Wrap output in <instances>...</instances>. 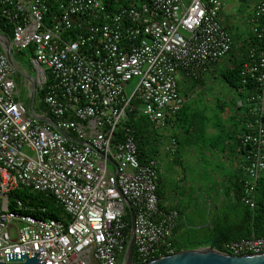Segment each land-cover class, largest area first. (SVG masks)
Instances as JSON below:
<instances>
[{"label": "built area", "instance_id": "obj_1", "mask_svg": "<svg viewBox=\"0 0 264 264\" xmlns=\"http://www.w3.org/2000/svg\"><path fill=\"white\" fill-rule=\"evenodd\" d=\"M226 1L0 0V19L12 26L11 53L31 54L34 111L55 124L32 117L18 98L0 42V262H16L5 253L22 252L44 264H120L128 203L134 264L177 252L179 212L160 205L158 160L140 158L130 114L164 127L183 107L181 83L229 64L235 37L221 20ZM246 21L257 43L240 72L255 89L239 135L241 202L254 208L264 178V0ZM26 87L29 98V81ZM18 189L51 194L66 219L34 214L39 209L11 198ZM215 249L259 254L264 237Z\"/></svg>", "mask_w": 264, "mask_h": 264}, {"label": "rangeland", "instance_id": "obj_2", "mask_svg": "<svg viewBox=\"0 0 264 264\" xmlns=\"http://www.w3.org/2000/svg\"><path fill=\"white\" fill-rule=\"evenodd\" d=\"M257 1L227 0L223 5L222 23L226 24L234 37H237L239 41L237 46L246 37L241 38L242 34L251 35L246 18ZM30 55L26 49H22L21 53L12 52L13 60L20 69L34 77L36 71L30 62ZM218 67H224V60ZM218 70L216 69L214 74L205 73L199 83L192 84L191 81L181 83L184 104L179 117H174L172 126L168 125L164 129L151 124L154 129L150 136V148L157 151L154 156L158 160L162 185L167 192L170 190L173 195L178 194L180 178H184L191 194L189 201L197 198L193 194L197 193L198 184L211 187L207 192H216L224 196L226 182L224 176L229 167L227 158L222 157L224 155L222 151L226 153L229 135L241 126L237 121L239 110L235 106V102H239L240 97L234 89L224 83ZM12 77L17 85L18 98L28 101L26 79L16 72ZM137 80L138 78L131 80V85L126 89L125 94L131 92ZM162 129L175 134L177 141L174 144L168 138V144L175 151L165 149L166 139L162 143L156 140L160 137L157 134L159 131L161 133ZM199 196L201 197L202 194Z\"/></svg>", "mask_w": 264, "mask_h": 264}, {"label": "trees", "instance_id": "obj_3", "mask_svg": "<svg viewBox=\"0 0 264 264\" xmlns=\"http://www.w3.org/2000/svg\"><path fill=\"white\" fill-rule=\"evenodd\" d=\"M0 31H3L11 39L12 26L4 19H0ZM234 39L235 43L228 56L230 60L229 64L220 68L214 66L209 72L214 74L216 69H219L218 74L224 83L238 93L241 104L239 105L237 101L235 102V106L239 110L237 121L241 123L249 113L248 110L253 106L254 102L250 100V97L254 94L255 89L251 83L244 84L242 82L240 72L243 63L247 60L248 48L252 45H256L257 42L255 38L250 35L247 40L244 39L243 42L237 46L239 41H237V37ZM201 80L203 79H193L191 83H199ZM42 95L43 94L40 93L38 97ZM135 104H137V102H135ZM39 106L43 107L41 104ZM180 112L181 110L175 115V118L179 117ZM135 115V111L130 114V122L135 128L138 154L142 160H146L157 153L156 150L150 148V136L153 134L152 129H154V127L144 116L138 115V117L136 116L135 118ZM169 120H171V118ZM232 134H234V132H232ZM228 190L232 192V195L224 193L223 198L220 199L218 203V209L214 213L219 220L217 230L212 239L218 237L215 244V247L218 249H220L222 243L226 241L264 237V178L257 181L256 205L254 208H250L241 202V179L234 183H230ZM14 197H18L25 204L39 209L34 214L42 218L53 217L66 219L64 210L51 194L18 189L12 194L11 198ZM124 218L127 220L125 233L128 239L130 232L129 215L126 214ZM209 241L207 244H209ZM184 248L187 247L177 246V251Z\"/></svg>", "mask_w": 264, "mask_h": 264}, {"label": "crops", "instance_id": "obj_4", "mask_svg": "<svg viewBox=\"0 0 264 264\" xmlns=\"http://www.w3.org/2000/svg\"><path fill=\"white\" fill-rule=\"evenodd\" d=\"M174 120L175 118H171V120H169L164 126V129L168 125L172 126ZM164 129L161 130V133L159 131L157 136H160V139L158 138L156 140H158L159 143H162L166 139V149L169 145L168 138H175L176 141L177 139L174 134L170 131H164ZM240 132L241 126L234 132V134L229 135L226 153L222 151L224 154L222 157L227 158L229 167L227 170L228 175L226 174L224 176L226 177L224 193L229 195H232V192L228 190L230 183H234L242 177L243 156L239 144ZM208 188L210 189L211 187H208L206 184H198L197 193L193 194L197 198H193L189 201L188 198L191 194H189L190 191L184 178H180V186L178 188L179 193L173 195L170 190L167 192L164 189L160 173L158 183L160 205L165 208H174L179 212V217L173 231V240L177 246H186L187 248L184 249L195 248L198 245H207V242L213 238L219 220L214 213L218 209V203L223 196L216 192H207ZM201 194L202 196L200 197L199 195Z\"/></svg>", "mask_w": 264, "mask_h": 264}, {"label": "water", "instance_id": "obj_5", "mask_svg": "<svg viewBox=\"0 0 264 264\" xmlns=\"http://www.w3.org/2000/svg\"><path fill=\"white\" fill-rule=\"evenodd\" d=\"M0 42L4 46L8 61L13 67L14 71L26 79V81L30 82V95L27 103L29 114L34 118L54 124L50 117L37 115V113L34 111L33 101L35 96V79L34 77L25 74L13 60L10 48L11 41L9 37L3 33H0ZM60 132L64 136L68 137V134L65 132L61 130ZM127 209L129 213L130 232L120 264H134V213L129 203L127 204ZM217 240L218 237L211 239L207 245H198L195 248L181 249L175 253L160 256L141 264H264V252L250 255L222 253L215 249ZM5 260L18 261L11 263L0 262V264H44L37 253H33V255L22 252L5 253Z\"/></svg>", "mask_w": 264, "mask_h": 264}]
</instances>
